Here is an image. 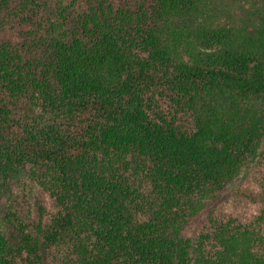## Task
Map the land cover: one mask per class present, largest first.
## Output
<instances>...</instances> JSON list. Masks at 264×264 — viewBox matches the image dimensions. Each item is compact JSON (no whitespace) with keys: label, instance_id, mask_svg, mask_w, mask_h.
Listing matches in <instances>:
<instances>
[{"label":"trees","instance_id":"16d2710c","mask_svg":"<svg viewBox=\"0 0 264 264\" xmlns=\"http://www.w3.org/2000/svg\"><path fill=\"white\" fill-rule=\"evenodd\" d=\"M207 1L0 0V264H264V55Z\"/></svg>","mask_w":264,"mask_h":264},{"label":"rangeland","instance_id":"374dc122","mask_svg":"<svg viewBox=\"0 0 264 264\" xmlns=\"http://www.w3.org/2000/svg\"><path fill=\"white\" fill-rule=\"evenodd\" d=\"M200 20L208 25L209 28L217 30L233 31L236 40L242 44H246V50L254 53H262L264 55V0H208L203 12V18ZM187 32L190 31L192 36L193 22L189 20L185 23ZM186 38V33L183 34ZM196 49L199 50L198 43L193 41ZM205 47L200 48V52H207ZM242 48V47H241ZM241 102L234 103V111L241 120L248 121L257 114V108L250 105H240ZM264 148V143L262 144ZM263 150L258 152L257 158L251 160L246 167L247 173L242 175V181L237 185L241 186V194L254 196L256 189L262 190L264 195V165L262 162ZM231 200L227 199L222 205L215 210V217L224 212L238 215L234 210L240 209L239 214L248 217L252 206L248 207L244 204V198L238 197L234 205L228 204ZM260 203V201H257ZM260 211H256L259 214ZM239 216V215H238ZM225 217H220L223 219Z\"/></svg>","mask_w":264,"mask_h":264}]
</instances>
